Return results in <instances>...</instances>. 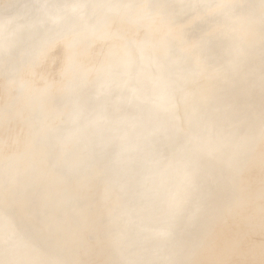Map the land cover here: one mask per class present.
<instances>
[{"label": "bare ground", "instance_id": "obj_1", "mask_svg": "<svg viewBox=\"0 0 264 264\" xmlns=\"http://www.w3.org/2000/svg\"><path fill=\"white\" fill-rule=\"evenodd\" d=\"M96 1L116 6L118 13L125 11L126 4L117 6V0ZM157 1L150 2L156 4ZM135 2L138 5L127 20L128 24L136 22V17L142 14L140 9L144 3ZM254 3L264 11V0H247L248 6ZM59 14L61 30L58 24L54 32L48 36L42 34L40 40L30 39L29 34L24 37L22 49L31 54L30 60H34L39 69H31L27 60L18 61L19 65L7 62L8 52L5 53L4 49L0 53V79H3L0 93L6 92V106H9V110L0 109V157L5 155L17 161L25 166L26 173L33 179H39L34 180L33 190L29 187V193L23 192L19 196L17 207L5 202L8 194L0 196L2 210L16 225L22 226V231H28L26 234L23 232L28 238L26 242L37 246L34 257L28 261V249L14 246L9 252L0 243V264H182V261L190 259L191 264H264V213L261 214L258 208L253 209L254 203L264 198V182L254 188L257 192L263 191L255 198L251 190L247 191L246 185L235 199L221 197L229 183L231 187L234 183L238 186L242 184L243 177L247 181L251 175L261 171L256 157L264 152V101L257 99L261 101L259 107L256 98L252 102V110L256 107L259 112L263 111L260 119H242L240 126L235 122L236 130L225 142L220 139L217 145L215 141L210 143L212 136L204 133L198 143L208 141L207 151L197 146L192 155L185 156L187 159H182L178 151L166 157V144L159 140L157 133L162 129V135H169L171 131L178 136L177 141L181 137L185 141L183 143L189 145V131L196 125L188 131V128L182 129L181 124L194 122L193 119L203 113L200 104L208 100L209 90L219 85L213 78L222 76L221 69L211 65L209 70L203 71L196 62L184 61L181 55L172 58L158 44L154 45L162 53L146 52L139 48L135 39L124 40L126 32L119 25L113 31L117 40L125 41L122 44L108 39L111 32L97 36L96 33L83 34L82 31L90 27V21L80 19L79 13H74L71 18ZM148 19H145L149 22L145 27L154 24L151 17ZM69 24L71 28L66 36L64 29ZM138 25L144 27L143 22ZM18 29L17 32L22 31L21 27ZM71 34L72 39H67ZM162 36L147 34L146 38L149 42L163 44ZM156 57L159 58L157 62ZM87 63H96V76L85 66ZM82 65L85 66L84 76L80 69ZM231 65L234 67L233 62ZM64 66L70 75L66 80L63 73L61 76L59 71L56 74L52 72L54 68ZM90 67L93 69L94 65ZM51 72L55 76H51ZM239 74L235 73L227 81H237L240 76L244 78L242 81L257 83L262 91L264 78L254 83ZM93 76L98 83L105 85L103 90H115H111L113 95L106 100L100 98L97 107L90 108L84 104L89 97L82 93L91 83L85 82L86 77ZM13 89H17L18 94H13ZM66 94L65 100L71 103L69 111L72 107L74 114L71 112V118L66 120L63 129L62 126L54 129L49 118L59 110L58 96L65 97ZM87 114L90 122L84 121L82 126L83 121L79 119ZM207 120L203 119L200 126ZM253 123L250 134L245 133L241 138L243 131L240 132V128L246 129ZM60 129L65 131L62 135L64 140H56ZM131 129L144 131L137 136ZM238 134L243 139L242 143L240 138L236 140ZM47 138L51 143L55 140L61 143L57 160L70 144L65 149L66 157L59 161L63 168L58 169L53 155L47 154ZM232 138L235 146L229 148L226 145L233 144ZM72 145L79 147L73 158L69 153ZM224 146L226 149L219 150ZM209 152L217 157L195 158L199 153ZM99 154L105 161L99 159ZM235 155L238 156L232 160ZM107 160L108 164H105ZM249 160L254 165L250 172L243 173ZM220 163H224L221 168L217 166ZM204 165L210 166L206 168ZM223 169L225 174L221 172ZM215 174L218 180L221 179L219 176L222 177L224 186L211 196L208 191L215 184ZM143 183L148 186L144 189L149 190L148 195L141 191L143 189L137 191ZM44 192L52 198L44 201V198L37 197ZM251 208L253 212L248 210ZM29 211L34 212L32 217ZM216 227L220 229L216 231ZM209 228L215 230L207 235L205 232ZM16 230L12 228V231ZM96 231L105 233V242L84 250L85 244L89 243L85 242V237ZM155 236H164L171 245L162 250L159 246L155 249L149 247ZM229 237L241 243L238 252L222 251L205 257L213 247L223 248ZM82 250L90 252L83 253ZM245 250L256 254L260 259L258 263L242 260L240 256Z\"/></svg>", "mask_w": 264, "mask_h": 264}, {"label": "rangeland", "instance_id": "obj_2", "mask_svg": "<svg viewBox=\"0 0 264 264\" xmlns=\"http://www.w3.org/2000/svg\"><path fill=\"white\" fill-rule=\"evenodd\" d=\"M150 1L151 0H138V2L144 3L142 4L144 6L143 9H140L142 10V14H140V17H136V22L128 24L127 20L132 17L134 11L136 10L135 6L138 5H135V3L137 2H135V0H131L130 2L128 0H117V6L118 4L119 6H124L126 4V7L124 8L125 11H120L119 13L115 11V9H117L116 6L109 5L105 1L98 2L96 0H0V53L3 52L4 49L5 53L8 52L6 55L7 62L17 63L20 60H27L29 61L28 65L31 69H39L38 67H36L37 63L34 60H30L32 57L31 54H27L25 50L22 49L23 41L26 36L29 34L31 37L30 39L36 38L37 40H40L42 38V34H44V36H48L50 33H52V31L54 32V30L59 27L58 24H60V27L58 29L61 30L62 19L59 13L66 14L68 18L73 17L72 15H74V13H79L80 19H82L83 21L84 19H86L87 22L90 21V27H88L87 30H81L83 34L86 33L91 35L96 33L95 36H97L98 34L111 32V37H109L108 39H111L112 41H118L119 44L124 43V40H126V38L135 39V42L139 44V48L142 47L146 52H151V54L162 53L161 51L158 52L159 48L157 49V46L154 45L158 44L161 45L163 49H166V51L171 54L172 58L182 56L184 61L193 63L196 62V64L200 66L203 71L209 70L211 65H217L216 68H220L223 74L222 76L217 75L218 77L213 78L215 80H218L219 85H216L212 89H210V92H208V100L200 104V109L201 111H203V113L197 115L193 119L194 122H187L185 124L184 121V124H181L182 129L188 128V131L190 127L192 128L196 125L195 128L189 131L191 143H189V145L188 143H183L185 141L181 137H179L177 141L176 138L178 136L174 135L171 131H169V135H162V129H160V131L157 133V135L160 137L159 140H164L166 144V157L171 156L173 154V151H178L182 159H187L185 156L192 155L196 150L195 147L197 148V146L203 150H208L206 149V143L208 141H201L200 143H198L204 133L205 135H211L212 140H209L210 143L212 141H215L217 145L219 144L220 139L225 142L224 140H228L231 138V134L236 130L233 125H235V122L238 120V118H240L239 120L241 121L242 119L249 120L255 116V113L252 110V107L254 106L252 105V102L255 99L254 95H259L260 92L264 91V84H261L263 87H261L262 91H260V88L256 83H259L261 78H264V11L260 10V7L255 3L252 6H248L247 0H158L157 2H155L156 4H152V2ZM6 16L7 19H5ZM114 17L116 18V21L113 20ZM148 17H151V20L154 22V24L150 25L149 27H145V25L149 23L147 22V20H149ZM49 19H52V21H50ZM139 22H143L144 27H140V25H138ZM120 23H122L123 25H120ZM117 25L122 26L126 32V37L124 40H117V35L113 31L114 28L117 29ZM243 25L246 26V29H243ZM18 27L22 28L21 32H17L19 30ZM70 28L71 24L66 26V29H64L66 36L67 31ZM256 28L257 30H255ZM147 34H163V44H161V42L159 43L155 41L149 42L146 38ZM58 37H60V35H58ZM67 39L71 40L72 34L68 36ZM67 43L68 41L66 42V44ZM157 61H159V58L156 57L155 62ZM232 62L234 63V67H232L231 65ZM92 65H94L93 69L90 67ZM219 65L221 66L219 67ZM224 65L230 66L225 67ZM85 66L90 68L89 70L91 74L95 75L97 73L96 63H87ZM85 66L82 65V67L80 68L81 72L83 71V76L85 74V68L83 69V67ZM138 68L142 69L140 67ZM61 69L63 70L61 71ZM57 71H59V74L63 73V75H65V80L68 78L67 75H69V70L67 71L65 66L64 68L56 67L52 70V72L55 74L57 73ZM52 72L50 73L51 76L53 75ZM238 72H240L239 75H243L249 80H253V82L256 84L253 85L252 81L250 83L242 81V79L244 78H240V76L237 81H227L228 78H231L230 76H234V74H238ZM55 74L53 76H55ZM73 75L74 74L72 73V76ZM86 79L87 80L85 82L91 83L88 84V89L84 91L82 95L86 98L89 97V99L84 104L88 105L90 108L97 107L98 100L100 98L106 100L107 97L113 95V92H111V90L115 89L106 88V90H103V88H105V85L98 83L97 79L94 78V76L88 78L86 77ZM2 81L3 79H0V84ZM168 81H170L169 78ZM85 86L86 85L84 84L83 87ZM17 91V89H13L12 93L16 95V93L18 94ZM245 91L252 92L250 94H244ZM67 96V94L65 97L58 96V98H60L59 110H55V113H53V115H51V117L49 118V123L54 129L60 126H62L63 129V126H65L67 124V121L71 118V112L72 115L74 114L72 107L69 111V105L71 106V103H68L67 100H65L67 99ZM6 102H8L6 92L0 93V109L2 111H5V109L9 110V106H6ZM7 105L10 104L8 103ZM95 114H97L96 111ZM87 117L88 114L82 116L79 119L80 121H83V123H81L82 126L85 125L84 121L90 122ZM205 118L209 120L206 121L207 123L205 122L206 124L204 123L205 126L204 124L200 126L202 120ZM254 124L255 123L248 126L246 129L240 128V132L243 131L241 138L245 133H249ZM62 129H60L61 132L57 131L58 137L56 138V140H64L62 135H64L65 131H63ZM131 130H133V134L137 136L144 131L141 129ZM218 130L220 131V133L218 132ZM126 132L128 131L126 130ZM50 134L51 131L49 132V138H51ZM239 135L240 134L236 136V140H239ZM194 137H196L198 140L195 141ZM49 138L46 139L47 145L45 149L48 155H53V161H55L54 165L59 169V167H62L59 164V161L63 160L66 157L65 149H67L70 144L66 146L61 157L59 158V160H57V152H60L61 143L56 142V140L51 143L49 141ZM261 139L259 140L260 144L262 143ZM232 141L233 144L226 146H229V148H232L233 145L235 146L234 138H232ZM240 142L242 143L243 139H241ZM71 147L72 150H70L69 153H71V157L73 158L76 156L79 147L75 145H72ZM224 148L225 146L223 148H220L219 150H224ZM20 152V154H23L22 151ZM213 155L215 154H210V152L199 153L197 156H195V158L212 159L213 157H217ZM237 156L235 155L232 160ZM99 159L105 161L103 156L100 154ZM256 159L261 168L259 174L255 173L254 175H251L250 179H248L247 181H245V177H243L241 181L242 184H239L238 186L234 183V186L231 187L229 183L228 186H226L225 193L221 195L222 199H235L238 196L237 193L243 191V186L245 185L248 186L247 191L251 190L253 192L254 198L257 197V195H260L261 192H263L261 189L260 192L259 190L257 192V190H255L254 188L264 182V152H261L260 157H256ZM71 162L72 161H69V163ZM112 163L116 164L113 161ZM105 164H108V160L105 162ZM253 165L254 163H252V161L248 162V164L244 166L245 168L243 169V173L250 172ZM206 166L210 165H204V167ZM217 166L221 168L222 166H224V163H220ZM23 167L25 166L21 165L15 160L8 159L5 155H1L0 157V196H7L8 194L5 202H7L13 208L18 206L19 196H22L23 192L29 193L30 189L32 187H35L34 180H39L37 178L33 179L34 177L26 173V169ZM221 172L225 174L226 171L223 169V171ZM219 175L223 176L222 173H219ZM220 176L219 178L221 179L218 180V175H214L215 184L212 185V189H209L208 191V194L210 193L211 196L219 188L221 189L222 186H224V182L222 181V177ZM140 187L139 189H137L138 192L143 189L141 191H143L146 195L149 194V190H144L148 188V186L143 183L140 185ZM127 195L128 197L131 196L130 193H128ZM37 197L44 198V201L50 200L52 198L48 192H44L43 194L40 193L37 195ZM263 202L264 198L259 199L254 203L253 209L258 208L257 210L261 211V214L264 213ZM10 206L7 205L8 208H10ZM2 209H4V207L0 206V243L5 245V248H7L6 250L8 251H12L11 248L14 246L28 249L29 251L28 253H26V260L29 261L34 257L33 255L35 254L37 246L33 244L31 245V243L26 242L28 238L24 234H26V232L28 231H22V226L16 225V223H14L12 219H10V216H8V214ZM248 210L250 212H253L252 208ZM33 213V211L28 212L30 217H32ZM19 223L22 224L21 221ZM12 228H17V230L12 231ZM215 229L216 231H218L220 228L216 227ZM215 229L209 228L205 233L208 235ZM96 232H90L93 234L89 233L88 237H85V242L89 243L85 244L86 246L84 247L86 248H84V250H87L88 248L98 243L100 244L105 242V233L103 231H98L97 233ZM28 235L31 234L28 233ZM40 235L44 236L42 232H40ZM89 236H91V238ZM164 238V236H155L149 242V247L155 249L156 246H159L161 250L169 247L171 244L168 243L167 240L165 241ZM92 239L95 240V242L97 241V243H95ZM204 243L202 244V246L204 245ZM240 246L241 243L238 240L236 241V239L229 237L228 243H225L223 248L215 246L213 247L211 253H205V257L209 258L210 256L216 255L217 252L222 251L223 253L229 252L231 250L232 252H238L241 249ZM156 251L154 253H157ZM89 252L90 251H84L83 253L89 254ZM240 257H242V260L250 259L253 263H258V261L260 260L259 257L256 256V254L247 253L246 250L241 253ZM191 260L192 259L182 261L181 263L191 264ZM56 263L53 262L52 264Z\"/></svg>", "mask_w": 264, "mask_h": 264}, {"label": "water", "instance_id": "obj_3", "mask_svg": "<svg viewBox=\"0 0 264 264\" xmlns=\"http://www.w3.org/2000/svg\"><path fill=\"white\" fill-rule=\"evenodd\" d=\"M252 92V91H251ZM250 91H245L244 93L245 94H250L251 93ZM255 96V98H256V102H257V106L259 107V105H260V102L263 100L264 101V94H255L254 95ZM257 99H260V100H257ZM254 113H255V116L253 117L254 118V120L256 119V118H259L260 119V117H261V115H262V113L261 112H263V111H261L260 110V112H259V110H258V108H256V107H254ZM257 122H259V121H256L255 123H257ZM236 123H238V125H239V123H241V121L240 120H237L236 121ZM194 140L195 141H197L198 139L196 138V137H194Z\"/></svg>", "mask_w": 264, "mask_h": 264}]
</instances>
